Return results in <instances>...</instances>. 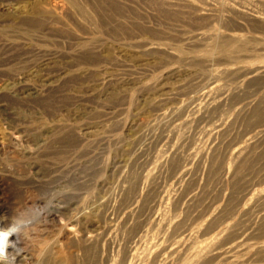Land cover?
<instances>
[{
	"label": "rangeland",
	"instance_id": "1",
	"mask_svg": "<svg viewBox=\"0 0 264 264\" xmlns=\"http://www.w3.org/2000/svg\"><path fill=\"white\" fill-rule=\"evenodd\" d=\"M1 264H264V0H0Z\"/></svg>",
	"mask_w": 264,
	"mask_h": 264
},
{
	"label": "clouds",
	"instance_id": "2",
	"mask_svg": "<svg viewBox=\"0 0 264 264\" xmlns=\"http://www.w3.org/2000/svg\"><path fill=\"white\" fill-rule=\"evenodd\" d=\"M18 232L16 229L0 230V260H7V248L9 246V237Z\"/></svg>",
	"mask_w": 264,
	"mask_h": 264
},
{
	"label": "bare ground",
	"instance_id": "3",
	"mask_svg": "<svg viewBox=\"0 0 264 264\" xmlns=\"http://www.w3.org/2000/svg\"><path fill=\"white\" fill-rule=\"evenodd\" d=\"M11 238H12V235L9 237V242H10V240H12ZM9 244H10V243H9ZM8 248H9V246H8ZM8 248H7V251H8ZM1 261H3V260H0V262H1ZM3 262H4V261H3ZM1 263H2V262H1ZM1 263H0V264H1Z\"/></svg>",
	"mask_w": 264,
	"mask_h": 264
}]
</instances>
